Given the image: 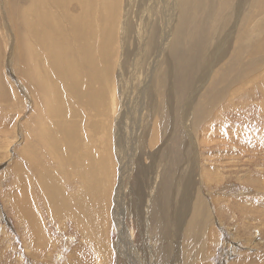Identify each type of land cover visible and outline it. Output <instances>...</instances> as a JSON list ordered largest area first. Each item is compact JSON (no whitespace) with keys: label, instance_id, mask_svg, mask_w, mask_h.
<instances>
[{"label":"bare ground","instance_id":"6f19581e","mask_svg":"<svg viewBox=\"0 0 264 264\" xmlns=\"http://www.w3.org/2000/svg\"><path fill=\"white\" fill-rule=\"evenodd\" d=\"M7 4L10 18L18 33L17 57L20 71L23 73L26 70L25 54L28 52L31 61L33 55L32 72L35 87L47 100V106L42 105L46 109L45 115L51 110L55 114L53 118L47 117L48 123L52 124L54 129L50 130L47 124L42 123L39 131L37 149L38 145L41 149L37 150V153L46 161L38 162L32 159L33 155H26L28 169L32 172L30 174L35 175L33 183L37 198L51 214L61 218L73 217L78 221V226L88 215L96 220L100 219L103 223L104 220L108 221L107 205L110 195L107 190L115 179L116 172L119 174L120 185L125 184L133 174V187L139 191L137 190L132 206L138 217L141 243L135 246L131 232L124 227L120 213H115L119 230V238L115 241L117 251L120 253L118 264H195L206 252L204 233L210 222V213L204 198L195 195L202 165L198 161L197 139L190 134L192 129L188 124V115L193 105L191 100L194 102V99H197L195 98L197 93L206 83L201 72H213V68L219 66L224 58L223 52L226 56L230 53L233 37L234 62L244 48L252 46L260 37L264 39V0H8ZM191 24L195 27L194 32L190 31ZM174 26L177 28L178 43L181 45L180 53L176 52L175 83L180 94L187 95L179 123L183 134L180 131L181 136L178 137L182 140L188 138L184 148L191 149L194 156L190 159L191 157L185 155L182 165L188 171L176 176V179L168 182L169 187L164 188L163 185L154 186L153 165L156 160L153 159L150 164L142 160L144 156L160 158L163 153L167 157L171 151V148L168 149L169 147L165 145L166 149L162 146L156 149L158 143L162 142L163 128L160 126L159 118L153 115L156 112L154 106L150 105L149 124L145 121L141 109L142 103L146 102H143L142 98L149 86V74L154 72L158 62H154L148 68V74L145 72L146 75L140 81L139 91L133 90L131 86L132 79L140 70L141 54H144L149 45L156 50V56H161ZM130 38L134 43L133 48H130L128 43ZM24 39L27 41V49L22 45ZM53 60H58L60 68H56ZM164 61L166 64V60ZM169 68L170 65L167 63L165 68L157 70L160 92L170 79ZM251 71L250 69L248 72ZM126 72H130L128 74L130 79H127ZM230 85H233L232 80L225 87ZM170 86L171 84L168 87ZM165 97V103L170 104L171 98L167 92ZM173 105L175 106V103ZM2 133H5L4 130ZM27 149H30L29 144ZM189 165L191 169L188 168ZM169 169L172 170L171 167ZM25 173L27 175L22 174L20 165L17 164L11 174L14 179L12 186L14 185L18 193L13 194L12 199L21 212L22 195L30 193L27 180L30 181L31 175L28 171ZM75 188L76 191L72 192ZM118 189L115 198L119 207L121 199ZM28 194L24 202L29 201ZM150 203L155 207L154 216L158 224L154 238L164 240L163 246H158L156 250L153 249L154 251L145 239ZM111 226L113 227L112 224ZM186 226L185 233L191 237L190 241L193 244H197V248H193L196 245L187 243L188 245L180 249L172 244L174 237L179 238L184 234ZM85 239L97 241L95 244L98 246V253L106 254L108 248L112 250L115 247L96 229L93 235L89 234ZM138 248L144 251L141 258ZM246 263L252 264V260L241 264Z\"/></svg>","mask_w":264,"mask_h":264},{"label":"rangeland","instance_id":"374dc122","mask_svg":"<svg viewBox=\"0 0 264 264\" xmlns=\"http://www.w3.org/2000/svg\"><path fill=\"white\" fill-rule=\"evenodd\" d=\"M7 3L8 0H0V264H118L120 253L117 251L115 241L119 238V230L116 224L115 213H120L124 227L131 232L132 241L136 244L135 246L137 247L141 243L138 234V217L132 206L138 190L136 187H133V174L131 173L130 179L125 184L120 185L119 174L116 172L115 179L110 183V187L107 190L110 195L108 205L114 211L113 209L110 210L111 208L107 205L108 221L104 220L103 223H101L100 219L96 220L91 215H88L86 219L79 222L78 226V221L73 217L61 218L51 214L43 206L41 200L37 198V191L34 190L33 183L35 175L30 174L32 172L28 169L26 155H33L32 159L38 162L46 161V159L42 160L37 153V150L41 149L39 145L37 149V142L40 136L39 131L43 124H47L50 130L54 129V126L48 123L47 117L53 118L55 114L51 110L46 112L47 115H45L46 109L43 106H47V100L37 92V88L35 87L34 72H32L33 55L31 61L29 53L26 52L25 65L27 67L25 66V72L22 73L20 71L17 57V49L19 47L18 33L15 24L10 18ZM194 28L193 24H191L190 31ZM261 38L256 40L249 48H244L238 54L237 61L234 62L235 51L233 42L235 38L233 37L230 53L226 56V53L223 52L224 58L219 66L213 68V72H201V76L207 84L204 83L203 87L200 88L197 93L198 95L195 97L197 99H194V102L191 100L193 105L190 109V115H188V124H190L192 129L190 134L197 139V145L200 148H198V161L202 165V172L199 173L201 176L199 175L198 177L199 183L195 195H200L204 198L210 213V222L207 225V231L204 233L205 236L203 235L204 242L206 241L204 246L206 252L199 260H196L195 264H241L250 259L252 260V264H264V74H262L264 73V39ZM168 40L163 54L159 57L156 56V50L149 47V45L147 46L144 54L142 53L140 56L141 63L139 69L141 72L138 70L137 75L134 76L135 80L132 79L134 87L133 85L131 86L133 90L137 91L138 89L139 91L141 79L146 73H149L148 68L154 62H158L157 68L149 74L150 88L148 86L147 92L143 95L144 98L142 100L146 102L145 104L142 103L141 109L145 121L149 124L150 105L154 106L156 112L153 115L159 118L160 126L163 128L162 142L158 143L159 145L156 149L160 146L164 148L167 146L169 147L168 149L171 148V151L167 157L163 153L161 154L162 158L161 156L160 158L144 156L142 160L147 164L152 163L153 159L156 160V163L153 165L154 186H164V188H168V182L176 179L179 174L181 175L188 171L182 165L185 155L191 157L190 159L194 156L191 154V149L186 150L184 148V144L188 138L182 140L178 137L181 136L180 131L182 132L179 123L182 108L187 101V95L186 93L184 96L180 94L174 77L177 65L176 52L179 54L181 49V45L178 43L179 34L176 26L172 29ZM128 43L130 48H133L134 43L131 38ZM22 45L27 49L26 39H24ZM91 49L92 47L89 48V50ZM155 57L157 59H154ZM164 60H166V64L169 63L170 65L168 69L170 71V79L168 82H171H167L160 92L159 82L157 83L159 79L157 70L160 71L166 67ZM53 61L56 68H60L58 60ZM117 64L118 61L116 68ZM250 69L252 71L248 72ZM126 73L128 75L130 72ZM259 75L261 76L259 77ZM126 77L130 79L129 75ZM171 77H174V79ZM208 79L211 80L208 81ZM231 80L233 85L225 87L229 85ZM136 82H138V85ZM169 84H171L170 87H168ZM230 90L232 91L230 92ZM148 91H151V93ZM166 92L170 95V104L169 102L168 104L165 103ZM13 97L16 98L13 99ZM230 100L233 102L231 101V103ZM7 101L10 105H8ZM172 103H175V106ZM233 105L236 107L234 108ZM12 110L15 112H12ZM171 124L174 126H171ZM3 130L5 133H2ZM169 133H171V136ZM200 142L202 143L200 144ZM28 144L30 145V149H27ZM175 153L177 154L175 155ZM43 155L45 156L46 154ZM164 161L167 164L169 163V166ZM17 164L20 165L22 174L27 175L25 171H28V174L31 175L29 176L30 181L27 180V188L30 193L28 194L27 192L22 195L23 212L18 210L15 201L12 199L13 194H18L14 185L12 186L14 179L11 177ZM190 166H188L189 169H191ZM170 167L172 170L169 169ZM208 174L211 175L209 176ZM249 174L252 175L249 176ZM248 178L250 180L254 179L253 182H250ZM117 189L119 190L122 204L119 207L116 204L115 198ZM75 191L76 188L72 192ZM177 193L181 194L179 190ZM27 194L29 201L25 200L24 202ZM150 205L151 203L148 208L149 224H147L145 239L149 242V247H152V250H156L158 246H163L164 240H155L154 238V235L157 233L158 224L154 216L155 207L153 203ZM95 229L100 232L104 239L108 238L110 244L115 245L114 249L110 250L108 248V253L106 254L97 252L98 246L95 244L97 241H87L85 239L89 234L93 235ZM186 229L187 226L184 229V234L179 237L180 240L176 237L173 238L172 244L176 245L175 248L179 247L183 249L184 245L193 244L190 241L192 240L191 237L185 233ZM181 244L182 247H180ZM193 245H196L193 248H197L196 243ZM137 251L141 258L144 253L143 249L138 248ZM159 259L162 258L159 257Z\"/></svg>","mask_w":264,"mask_h":264}]
</instances>
